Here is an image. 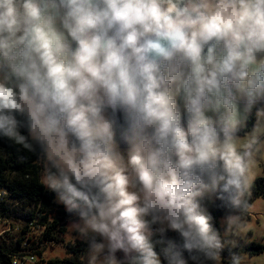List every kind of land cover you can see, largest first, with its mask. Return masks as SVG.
Wrapping results in <instances>:
<instances>
[{
	"label": "clouds",
	"instance_id": "9594fccd",
	"mask_svg": "<svg viewBox=\"0 0 264 264\" xmlns=\"http://www.w3.org/2000/svg\"><path fill=\"white\" fill-rule=\"evenodd\" d=\"M0 141L80 264H264V0H0Z\"/></svg>",
	"mask_w": 264,
	"mask_h": 264
},
{
	"label": "trees",
	"instance_id": "16d2710c",
	"mask_svg": "<svg viewBox=\"0 0 264 264\" xmlns=\"http://www.w3.org/2000/svg\"><path fill=\"white\" fill-rule=\"evenodd\" d=\"M20 146H12L9 142L0 141V189H6L9 196L0 198V219L4 221L23 220L24 226L15 236L6 234L0 237V264H11L12 257L21 251H30L39 256L42 254V246L49 243L63 242L65 228L61 227L60 221L52 216L48 206L50 196L44 195V189L39 184V165L35 162L36 156L26 150L17 149ZM23 155L26 160L19 157ZM264 195V180L258 181L256 196ZM39 218L41 225L46 230L39 239L31 233V221ZM14 228V227H13ZM27 241L30 249H22ZM251 247L264 250V246L252 243ZM69 257L65 259L50 260L55 264H80V248L76 242L70 246Z\"/></svg>",
	"mask_w": 264,
	"mask_h": 264
},
{
	"label": "rangeland",
	"instance_id": "374dc122",
	"mask_svg": "<svg viewBox=\"0 0 264 264\" xmlns=\"http://www.w3.org/2000/svg\"><path fill=\"white\" fill-rule=\"evenodd\" d=\"M261 179L264 180V178H261ZM257 197H264V195H260ZM261 203H264V200H262ZM8 221H11V220H8ZM8 221H5V222H8ZM20 221H23V220L19 219L18 221H11L13 223V227L15 228L16 223L20 222ZM22 226H24V224H22L21 227ZM7 234L15 236L16 232L13 231V232H9ZM63 240L64 241L60 242V243H49L48 242L47 244L42 246L41 250H42V254L45 257V259H48V260L60 259V260H62V259H65V257L66 258L69 257L68 251L70 249V246L74 245L76 242L69 240L66 235L63 236ZM253 243H255V242H253ZM260 245L264 246V244H260ZM262 251H264V250H262Z\"/></svg>",
	"mask_w": 264,
	"mask_h": 264
},
{
	"label": "built area",
	"instance_id": "2783aa9c",
	"mask_svg": "<svg viewBox=\"0 0 264 264\" xmlns=\"http://www.w3.org/2000/svg\"><path fill=\"white\" fill-rule=\"evenodd\" d=\"M2 221H4V220H2ZM33 254H35V253H33ZM35 255H37V254H35ZM37 256H39V255H37ZM41 256L43 257V259L41 260V264H55V263H51L50 260L45 259V257L43 255H41ZM66 264H72V263H66Z\"/></svg>",
	"mask_w": 264,
	"mask_h": 264
}]
</instances>
